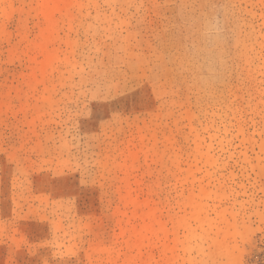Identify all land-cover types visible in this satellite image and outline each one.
<instances>
[{"label": "rangeland", "instance_id": "1", "mask_svg": "<svg viewBox=\"0 0 264 264\" xmlns=\"http://www.w3.org/2000/svg\"><path fill=\"white\" fill-rule=\"evenodd\" d=\"M227 3L201 91L202 0H0V264H264V0Z\"/></svg>", "mask_w": 264, "mask_h": 264}, {"label": "clouds", "instance_id": "2", "mask_svg": "<svg viewBox=\"0 0 264 264\" xmlns=\"http://www.w3.org/2000/svg\"><path fill=\"white\" fill-rule=\"evenodd\" d=\"M227 0H202V6L181 26L178 62L192 86L210 91L228 69V50L234 39Z\"/></svg>", "mask_w": 264, "mask_h": 264}]
</instances>
